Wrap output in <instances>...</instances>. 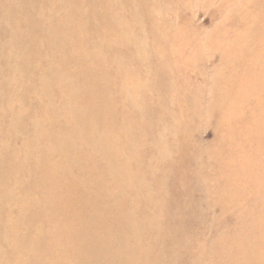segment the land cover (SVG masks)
Returning a JSON list of instances; mask_svg holds the SVG:
<instances>
[{
  "label": "rangeland",
  "instance_id": "374dc122",
  "mask_svg": "<svg viewBox=\"0 0 264 264\" xmlns=\"http://www.w3.org/2000/svg\"><path fill=\"white\" fill-rule=\"evenodd\" d=\"M29 13L31 86L21 72L4 86L18 167L0 257L83 264L73 247L93 230L72 203L86 185L99 245L114 240L99 264H264V0H33Z\"/></svg>",
  "mask_w": 264,
  "mask_h": 264
},
{
  "label": "bare ground",
  "instance_id": "6f19581e",
  "mask_svg": "<svg viewBox=\"0 0 264 264\" xmlns=\"http://www.w3.org/2000/svg\"><path fill=\"white\" fill-rule=\"evenodd\" d=\"M33 0H0V204H4L6 199L4 198L1 192H4V188L7 189L9 183L12 182V174L17 170V161L16 159H10L9 161L6 159L7 155L11 152L16 153L12 147H8L10 142H7L6 136L9 134L10 130H14L17 127V123L14 121L12 117H8L7 114L12 109L14 104V98L8 97L6 91L4 90L5 81L15 82L17 78V74L21 72L22 78L25 82H29V86H31V78L33 74L32 63L30 62V53L29 48L33 39L32 36L35 33L33 31L32 24L29 21L31 18V13L27 15V19L23 16L21 18V14L23 12H27L28 7L32 4ZM88 5H92L90 1L87 2ZM131 13L134 17H138L141 13H144L141 7L138 5H133V10ZM35 30V29H34ZM97 45V44H96ZM21 48V49H20ZM7 73L9 75L7 76ZM11 73L13 76L11 77ZM127 76V75H126ZM151 80V79H150ZM255 107V106H254ZM82 125H86L87 121L81 120ZM5 138V140L3 139ZM11 139V138H10ZM10 141V140H9ZM62 146L64 148L69 147L70 143L66 141H62ZM28 152V151H27ZM37 158V157H36ZM35 159V158H34ZM47 163L50 162L42 161L40 167L38 168L44 174V178L47 179L46 184L42 189L45 197H49L50 189L52 188L50 184V176H53L51 170L52 167L47 168ZM7 181V182H6ZM41 180H39L38 184ZM7 184V185H6ZM22 186V185H21ZM28 188L31 186L30 180L27 181V184L24 185ZM22 186V187H24ZM9 193L11 197L9 200L14 199L15 188L9 187ZM88 186L81 185L79 186V193L77 194V200L72 203L76 209L82 207L79 206H87V215L89 217L84 216H75L76 223L85 225L86 228H90L93 230V237L88 238L87 235L82 239V245H75L74 251L80 258V262L83 264H93L88 261L94 262V264H99L97 262V258H99V254L101 256L110 254V247L114 245L113 238L110 239L108 244H100V229L98 228V222L96 220L97 211L103 206L101 203V199L99 197H95L91 199ZM13 193V194H11ZM98 198V199H97ZM67 201V200H66ZM49 204V203H48ZM107 205V204H106ZM17 229L12 228L9 234L15 232L17 234ZM4 231L3 228H0V234ZM109 231V229L107 230ZM98 234V235H97ZM1 239V236H0ZM2 240V239H1ZM15 240V239H14ZM17 241V239L15 240ZM21 243H23L21 241ZM11 248L14 249L13 243L10 242ZM17 245V244H16ZM101 249L98 251V247ZM18 247V246H17ZM120 252H126L125 246H120ZM10 255V254H8ZM96 258V260L92 258ZM8 258H5L4 255L0 257V264H8ZM14 264H23L21 260L14 261ZM153 261L148 259L147 255L142 254L141 256L134 258H126L122 259L121 262L112 261L108 264H152ZM154 264V263H153Z\"/></svg>",
  "mask_w": 264,
  "mask_h": 264
}]
</instances>
